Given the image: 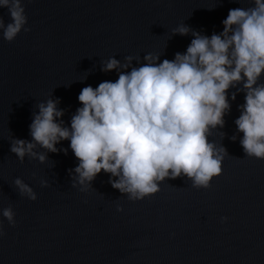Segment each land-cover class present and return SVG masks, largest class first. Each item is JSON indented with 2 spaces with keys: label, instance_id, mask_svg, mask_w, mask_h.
Returning <instances> with one entry per match:
<instances>
[{
  "label": "water",
  "instance_id": "obj_1",
  "mask_svg": "<svg viewBox=\"0 0 264 264\" xmlns=\"http://www.w3.org/2000/svg\"><path fill=\"white\" fill-rule=\"evenodd\" d=\"M22 3L30 31L11 43L0 33V264H264V160L247 157L240 144L235 120L245 94L232 101L236 88L229 91L224 127L209 137L227 155L208 189L194 188L186 177L168 179L157 194L133 202L103 171L86 192L73 188L79 161L70 141L56 145L67 154L37 145L43 163L27 156L21 163L10 151L13 139L32 141L39 103L58 100L70 127L82 88L118 79L116 71H101L109 58L124 64L132 56L133 67L149 53L173 60L193 39L174 36L175 28L219 34L229 10L253 6L249 0ZM0 17L10 22L6 9ZM17 178L33 189L35 201L19 194ZM8 207L14 226L2 215Z\"/></svg>",
  "mask_w": 264,
  "mask_h": 264
},
{
  "label": "clouds",
  "instance_id": "obj_2",
  "mask_svg": "<svg viewBox=\"0 0 264 264\" xmlns=\"http://www.w3.org/2000/svg\"><path fill=\"white\" fill-rule=\"evenodd\" d=\"M249 2L253 6L230 9L222 22L223 31L211 37L185 24L175 28L174 36L193 39L186 52L176 53L173 60L160 62V56L149 53L144 63L133 67L132 56L125 57L124 64L109 58L101 71H116L118 79L82 88L78 96L82 107L71 117L70 127L64 124L59 101L49 99L39 103L38 114H33L32 141L13 139L10 151L21 163L26 156L43 163L46 156L34 151L37 145L47 152L67 154V149L56 145L70 141L79 161L73 188L79 184L86 192L103 171L110 174L112 188L133 202L157 194L159 185L168 179L186 177L194 188L208 189L222 174L227 155L209 137L224 127V117L231 111L229 91L236 88L232 101L238 92L245 94L235 120L243 134L240 144L247 157L264 160V83H260L264 77V0ZM0 9H6L10 17L9 23L0 17L4 40L11 43L21 31H30L25 27L22 0H0ZM14 184L21 196L37 199L21 179ZM2 215L15 225L11 207L3 209Z\"/></svg>",
  "mask_w": 264,
  "mask_h": 264
}]
</instances>
